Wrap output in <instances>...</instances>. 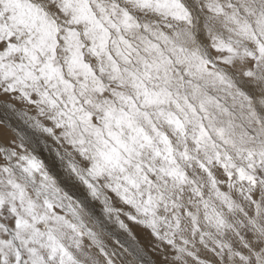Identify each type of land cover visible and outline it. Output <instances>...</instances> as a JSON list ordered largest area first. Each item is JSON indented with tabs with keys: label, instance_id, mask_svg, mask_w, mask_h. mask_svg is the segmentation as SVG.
Listing matches in <instances>:
<instances>
[{
	"label": "snow or ice",
	"instance_id": "obj_1",
	"mask_svg": "<svg viewBox=\"0 0 264 264\" xmlns=\"http://www.w3.org/2000/svg\"><path fill=\"white\" fill-rule=\"evenodd\" d=\"M0 264H264V0H0Z\"/></svg>",
	"mask_w": 264,
	"mask_h": 264
},
{
	"label": "rangeland",
	"instance_id": "obj_2",
	"mask_svg": "<svg viewBox=\"0 0 264 264\" xmlns=\"http://www.w3.org/2000/svg\"><path fill=\"white\" fill-rule=\"evenodd\" d=\"M216 55H217L216 53H213V56H216ZM221 67H224V66L221 65ZM239 67H240L239 65H236V66H235V70L238 71V70H239ZM230 103H231V102H230ZM237 111H239V110H237Z\"/></svg>",
	"mask_w": 264,
	"mask_h": 264
}]
</instances>
